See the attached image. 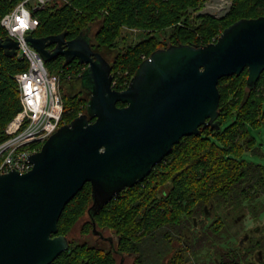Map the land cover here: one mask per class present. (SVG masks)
Here are the masks:
<instances>
[{"label":"trees","instance_id":"obj_1","mask_svg":"<svg viewBox=\"0 0 264 264\" xmlns=\"http://www.w3.org/2000/svg\"><path fill=\"white\" fill-rule=\"evenodd\" d=\"M21 1L0 0V19ZM232 1L229 12L216 19L188 13L201 0H54L32 13L38 26L31 34L47 37L65 33L69 41L80 33L89 34L93 23L98 22L95 40L99 49L116 47L119 38L124 41L123 29L140 31L144 38L119 49L112 64V87L121 91L155 50L180 44L204 46L238 20L264 17V0ZM6 37L0 26V38ZM45 66L60 73V90L63 82L79 80L86 68L78 62L63 67L54 59ZM25 70L24 62L7 58L0 49V144L8 138L7 125L21 108L14 76ZM67 75L72 78L66 79ZM246 77L245 70L240 76L219 80V130L207 127L201 131L203 135L181 139L156 170L92 217L88 214L91 186L86 183L63 209L57 235L68 238L75 222L86 213L89 220L84 232H92L93 226L112 230L117 237L115 248L108 251L68 238L69 249L52 264H115L113 252L135 255L134 264H159L166 256L167 264H188L191 257L197 259L202 254L208 259L213 255L207 249L215 239L224 238V217H239L248 209L258 217L264 197V167L247 162L243 154L259 152L249 127L264 125V72L252 89L246 87ZM62 100V123L85 113L87 99L63 95ZM205 207L213 208L216 219L198 234L193 218L198 221ZM234 258L222 257L218 264H242L239 255L234 254Z\"/></svg>","mask_w":264,"mask_h":264},{"label":"water","instance_id":"obj_2","mask_svg":"<svg viewBox=\"0 0 264 264\" xmlns=\"http://www.w3.org/2000/svg\"><path fill=\"white\" fill-rule=\"evenodd\" d=\"M26 41L44 62L62 56L63 67L73 60L85 65L78 78L90 98L85 113L29 156L30 171L0 174V264H52L70 246L57 235L62 211L86 183L92 217L142 182L181 139L219 130L220 79L246 70L252 89L264 72V17L238 20L204 46L155 50L121 91L112 87V65L94 51L88 33L69 41L65 33H30ZM0 49L13 58L18 43L0 38Z\"/></svg>","mask_w":264,"mask_h":264},{"label":"built area","instance_id":"obj_3","mask_svg":"<svg viewBox=\"0 0 264 264\" xmlns=\"http://www.w3.org/2000/svg\"><path fill=\"white\" fill-rule=\"evenodd\" d=\"M52 1L22 0L0 19V26L7 36L18 43L15 59L26 64V70L14 76L21 108L7 125L8 138L0 144V174L12 170L21 174L30 171L29 156L39 151L38 145L42 146L50 135L66 124L62 123L64 105L60 76L49 73L40 54L26 41V36L38 26L32 13L44 9ZM71 78L72 75L66 76L68 80Z\"/></svg>","mask_w":264,"mask_h":264},{"label":"rangeland","instance_id":"obj_4","mask_svg":"<svg viewBox=\"0 0 264 264\" xmlns=\"http://www.w3.org/2000/svg\"><path fill=\"white\" fill-rule=\"evenodd\" d=\"M233 5V1L232 0H201L200 4L197 6L196 9H189L188 13L192 14L193 16H198V15H208L211 16L213 18L216 19H220L222 17H224L229 10L231 9ZM99 29V23L95 22L93 23V25L91 26V31L89 33V37L91 40V45L94 49V51H99L102 56L112 65L113 62L116 59V56L118 54V50L121 48H124V46L130 45V44H134L135 42L140 41L142 38H144L143 33H141L140 31H136V30H129V29H123L122 30V37H124V41L122 39H118L116 44V47H111V46H102L99 49L97 48V44H96V34L97 31ZM221 34V33H220ZM219 37V36H218ZM115 44V45H116ZM141 58H144V56H142ZM52 68V67H51ZM50 74H57L60 76V73L57 72V70H49ZM61 96L66 95V96H76L79 95V98H83L84 100H88L90 98V95L82 90L80 88V84L79 81H75V82H63L61 84V90H60ZM83 114V112H82ZM249 134L250 136H252L255 139L256 142V146L259 149V152H257L256 154H252L250 152H245L243 154V158L250 163H253L255 165H261L264 167V127H249ZM38 147H41V145H38ZM1 161V160H0ZM264 200V197L261 199ZM249 210V209H248ZM247 210V213L245 214L243 219H240L241 221H233V217L232 218H227L225 219V223H224V229L223 230V234H224V240L227 241H232L234 239L238 241V237L242 234L247 232L249 229H251V227L256 226L258 228V226L260 227V225L262 224V217L264 215V213H257L259 214L258 217L260 216L261 218H257L255 219V217H257L256 214H253ZM88 216L85 213L80 219H78L73 228L71 229L70 233H69V239H71L72 241L75 242H87L89 244H92L93 241L96 240V237H94L91 233V231L89 233H85L84 232V225L86 224V222H88ZM263 228L260 231L263 232ZM101 232L107 236V237H112L113 242L116 243L117 241V237L114 236V232L110 229H102ZM232 234H231V233ZM251 236H258L260 233L255 230L250 231ZM235 234V238H231V235L234 236ZM231 238V239H229ZM92 242V243H91ZM237 243V242H236ZM101 244L102 247L107 248L108 247V243L107 242H103V243H99ZM239 248V247H238ZM134 258L135 256H126L124 257L123 261L121 262V257L119 255H114V259H115V264H133L134 263Z\"/></svg>","mask_w":264,"mask_h":264},{"label":"flooded vegetation","instance_id":"obj_5","mask_svg":"<svg viewBox=\"0 0 264 264\" xmlns=\"http://www.w3.org/2000/svg\"><path fill=\"white\" fill-rule=\"evenodd\" d=\"M49 49L52 50L53 46L49 47ZM54 60H59L61 64H63L65 61L64 57H62V56H59V57L55 58ZM73 63H77V61L73 60L69 64H73ZM246 79H247V77H246ZM75 81L78 82L79 80L75 79ZM217 123H218V121H217ZM222 126H225V125H222ZM262 127H264V125ZM203 130H205V129H203ZM200 135H203L202 132L198 136H200ZM158 167H159V164L154 166L152 171L156 170ZM260 208H261L260 213L261 214L264 213V200H261ZM212 209H213L212 207H210V208L205 207L203 209L204 215L201 216L198 219V221L195 218H193V226L195 227L196 232L198 234L204 233L206 228L208 226L212 225L213 218H214V220L216 219L215 214L212 213ZM244 216L245 215H243V214L239 217L235 216V217H233V221H241L240 219H243ZM230 218H232V217H230ZM257 218L259 219L261 217L259 216ZM257 218L255 217V219H257ZM224 219H227V217H224ZM262 228L264 229V215L262 217V224L260 225V227L259 226H258V228L256 226L251 227V229H249L245 233H242L237 238L238 241L237 240L234 241V239L232 241H229V240L225 241L224 238H222L220 241L215 239L212 246L210 247V249H207V250L212 251V254H213L212 256L210 255V257L208 259H205L204 255H202V254L200 256H198L197 259L195 257H191L190 261H188L189 262L188 264H210V262H213L214 264H218L219 261L222 259V257L232 261L235 259L234 254H237L240 256V260H241L242 264H264V230H263V232L260 233ZM255 230H257L260 234L258 236L252 237L250 231L254 232ZM91 233L94 237H96V240L93 241V243L91 242L92 244H90V245H92L94 247L98 246V247H101L102 249H106L108 251H111V250L113 251V248H115V244L112 240V237L105 236L101 232V230H97V229H93ZM246 235L248 236V239L246 241H243L242 244H240V240L243 239ZM185 237L187 239H190L187 234H185ZM223 237H224V235H223ZM232 237L235 238V234H234V236L231 235V238ZM231 238H229V239H231ZM103 242L108 243L107 248H104L101 246V244H99V243H103ZM175 245L177 246L176 243H175ZM246 249H248V250H246ZM204 250H206V247H205V249L203 248L202 253H204ZM115 254L119 255L121 257V262L123 261L125 255L126 256H135L132 254H121V253L113 252V256ZM134 260H135V258H134ZM168 260H169V256H168V258L166 256V257H164V259L159 264H167Z\"/></svg>","mask_w":264,"mask_h":264}]
</instances>
